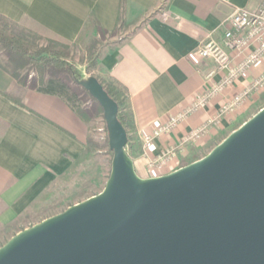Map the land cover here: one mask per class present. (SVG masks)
Listing matches in <instances>:
<instances>
[{
    "label": "crops",
    "instance_id": "obj_1",
    "mask_svg": "<svg viewBox=\"0 0 264 264\" xmlns=\"http://www.w3.org/2000/svg\"><path fill=\"white\" fill-rule=\"evenodd\" d=\"M262 3L264 0H0V15L72 44L82 36L96 35L87 21L89 15L110 31L121 8L125 22L130 24L129 32L138 29L120 45L102 49L97 72L101 78L110 76L127 89L133 129L126 152L135 173L140 178H152L202 158L199 154L209 145L221 138L216 145L220 143L222 135L230 134L255 114L249 115L259 103L260 92L244 100L238 112L222 117L202 142L169 158L160 171H148L150 158L216 116L230 95L264 71L263 61L143 152V137L190 106L204 89V77L215 66L198 55L202 42L221 36L232 8L253 10ZM239 59L233 55L232 64ZM220 77L217 74L214 81ZM20 95L23 106L10 99ZM87 136V124L63 99L34 90L22 91L0 68V226L16 223L48 186L88 156H83Z\"/></svg>",
    "mask_w": 264,
    "mask_h": 264
},
{
    "label": "water",
    "instance_id": "obj_2",
    "mask_svg": "<svg viewBox=\"0 0 264 264\" xmlns=\"http://www.w3.org/2000/svg\"><path fill=\"white\" fill-rule=\"evenodd\" d=\"M77 83L103 112V190L20 230L0 264H264V107L202 158L140 178L117 105L94 76Z\"/></svg>",
    "mask_w": 264,
    "mask_h": 264
},
{
    "label": "trees",
    "instance_id": "obj_3",
    "mask_svg": "<svg viewBox=\"0 0 264 264\" xmlns=\"http://www.w3.org/2000/svg\"><path fill=\"white\" fill-rule=\"evenodd\" d=\"M87 21L93 25L96 35L89 38L85 53L77 59V62L85 68L87 73H90L98 69V58L104 47L120 45L138 28L129 32L130 24L125 22L121 8L115 26L110 31L100 27L92 15L88 16ZM39 39V35L23 30L18 24L0 15V48L2 50L0 68L10 75L14 85L22 91L34 90L60 97L87 126L96 119H101L105 132L102 147L111 156L102 109L97 101L77 83L82 78L74 63L75 57L71 53L70 46L54 39H46L45 43H40ZM78 40L79 38L75 42ZM94 77L116 103L117 119L129 138V132L133 129V117L128 104L127 89L110 76ZM10 99L17 105L23 106L22 95L13 96ZM99 145L88 130L83 156L96 152Z\"/></svg>",
    "mask_w": 264,
    "mask_h": 264
},
{
    "label": "built area",
    "instance_id": "obj_4",
    "mask_svg": "<svg viewBox=\"0 0 264 264\" xmlns=\"http://www.w3.org/2000/svg\"><path fill=\"white\" fill-rule=\"evenodd\" d=\"M198 55L203 59H210L215 66L204 77V89L190 106L171 115L143 137V152L152 148L162 134L171 133L192 113L205 109L217 96L232 88L239 77L247 75L255 65L264 61V3L253 10L232 8L231 13L224 21L221 36L219 38L209 37L202 42ZM233 55L240 57L236 64H232ZM217 74H221V77L218 81H214ZM263 89L264 71L245 84L238 92L230 95L216 116L208 118L204 123L192 128L177 143L150 158L147 163L148 171H160L169 158L175 157L178 152L189 146L202 142L210 130L219 125L222 117L238 112L244 100Z\"/></svg>",
    "mask_w": 264,
    "mask_h": 264
},
{
    "label": "rangeland",
    "instance_id": "obj_5",
    "mask_svg": "<svg viewBox=\"0 0 264 264\" xmlns=\"http://www.w3.org/2000/svg\"><path fill=\"white\" fill-rule=\"evenodd\" d=\"M19 27L27 32L39 35L40 43H45L46 39H52L44 32L30 26L19 25ZM88 40L89 38L85 35V37L82 36L77 42L68 44L71 53L75 57L74 63L82 79L89 76L100 77L97 69L87 73L85 68L77 62V59L85 53ZM0 59H2L1 48ZM258 102L259 103L256 104L249 115H253L259 109L264 107V89L260 91ZM88 130L92 137L98 142V144H100L99 149L96 152L89 154L84 160L80 161L65 176L58 178L48 186L40 199L16 223L0 226V247L15 235L16 231L31 227L49 217L57 215L66 210L69 206L80 203L97 195L103 190L108 179L111 162L110 154L104 147H102V141L105 136L104 123L101 119H96L88 125ZM226 135L227 134H224L222 137L225 138ZM219 140H217V142ZM217 142L209 145L199 154V156H205L214 146H216Z\"/></svg>",
    "mask_w": 264,
    "mask_h": 264
}]
</instances>
